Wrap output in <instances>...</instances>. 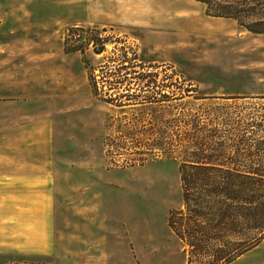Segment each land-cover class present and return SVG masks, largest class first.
I'll return each instance as SVG.
<instances>
[{"label":"rangeland","instance_id":"1","mask_svg":"<svg viewBox=\"0 0 264 264\" xmlns=\"http://www.w3.org/2000/svg\"><path fill=\"white\" fill-rule=\"evenodd\" d=\"M24 1L39 2L30 11L46 29L39 68L25 62L37 87L26 97L39 103H7L0 83V131L15 133L0 135V264H208L167 224L182 208L178 164L212 108L249 113L222 129L264 125V34L206 16L196 0H117L125 12L107 27L71 19L84 0ZM65 66L75 73L59 95ZM37 163L39 179H17ZM229 264H264V240Z\"/></svg>","mask_w":264,"mask_h":264},{"label":"trees","instance_id":"2","mask_svg":"<svg viewBox=\"0 0 264 264\" xmlns=\"http://www.w3.org/2000/svg\"><path fill=\"white\" fill-rule=\"evenodd\" d=\"M196 1L208 17L231 19L264 34V0ZM80 31L73 28L72 35ZM236 107L223 104L206 111L201 139L186 148L189 159L178 164L182 208L170 211L167 219L179 240L201 262L210 259L208 264H229L264 240V125L249 134L234 126L222 129L249 114Z\"/></svg>","mask_w":264,"mask_h":264},{"label":"crops","instance_id":"3","mask_svg":"<svg viewBox=\"0 0 264 264\" xmlns=\"http://www.w3.org/2000/svg\"><path fill=\"white\" fill-rule=\"evenodd\" d=\"M116 1L117 0H104V2L95 3L94 0H84V2H82L76 9H70V11H72L70 15H73L77 11H79L83 15L80 18L71 19L80 21L83 24H94L98 25L99 27H107L105 24L115 21V16L119 14L122 15V13L125 12V8L120 7ZM5 3L6 4H1L0 6V9L2 10H0V53L5 55V66L4 68H1L0 66V83L2 81H4L5 83L4 92L7 98V103H19L23 106V108H25L24 106L29 103L28 101H30L31 104L34 103L35 105H37L39 103V96L37 95V92H35V96L28 95V97H26V90L30 91L33 88L34 91L37 87H34L33 83L31 84V82L29 81L30 77H28V67L25 62L29 61L28 66L29 64H32L31 67H34V69L39 68L38 57L42 55V53L40 52L42 48L39 42L44 40L45 37L44 31L46 29V17L42 18L39 14H33L30 11L32 5H38L39 2L8 0ZM111 4L119 6L117 10L115 9V13H111L112 7L109 8V5L111 6ZM111 17L114 20H111ZM75 25L77 26V24ZM2 38L5 40L4 44H2ZM30 57L33 58V62H30ZM61 68L62 67L59 66L60 71ZM62 72L64 74L59 77V84L53 85L54 91L56 92V90L58 89L57 93L59 95H61L62 84L66 86V89L68 85L71 86L73 81L72 74L75 73V70L72 66H65L63 67ZM26 98H28L29 100H27ZM9 113L10 112L8 111L7 114L9 115ZM28 114L30 115L28 117L30 121L38 119L37 116L33 118L34 116H32V111L28 112ZM25 115L26 113H23L21 117L23 121L26 120ZM6 120L9 121L10 116H7ZM0 135L9 137L14 136L15 133L13 129L11 130L10 128H7L4 134L0 131ZM16 135L32 136L33 133L22 132ZM13 153V150H6V158L11 166V169L6 172V180H15L12 169ZM40 166L41 164L37 163V166L35 168H37L38 171L36 173H22L24 175L17 179L25 180L28 179L27 177L31 178L34 176H37V178L39 179L41 176L40 174L42 173L39 170ZM8 198L10 199V197H8V194H6L5 198L3 199ZM96 261H100L101 264L105 263V260L103 261L101 258L97 260L95 258V262H93V264H96Z\"/></svg>","mask_w":264,"mask_h":264}]
</instances>
